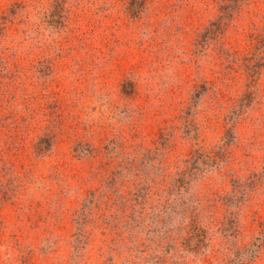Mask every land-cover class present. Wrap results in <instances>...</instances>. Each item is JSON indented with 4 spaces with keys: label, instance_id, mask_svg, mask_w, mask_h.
<instances>
[{
    "label": "rangeland",
    "instance_id": "rangeland-1",
    "mask_svg": "<svg viewBox=\"0 0 264 264\" xmlns=\"http://www.w3.org/2000/svg\"><path fill=\"white\" fill-rule=\"evenodd\" d=\"M0 264H264V0H0Z\"/></svg>",
    "mask_w": 264,
    "mask_h": 264
},
{
    "label": "trees",
    "instance_id": "trees-1",
    "mask_svg": "<svg viewBox=\"0 0 264 264\" xmlns=\"http://www.w3.org/2000/svg\"><path fill=\"white\" fill-rule=\"evenodd\" d=\"M248 65H250V67H252V69H250V73H249V75H251V77H254V75L255 74H257L258 72H259V70H260V68L263 66V64L262 63H260V62H257L256 64H249V63H247L246 64V66H248ZM198 154V152L196 151V153L193 155V156H195V155H197ZM197 157H198V155H197ZM200 157V156H199ZM198 157V158H199ZM197 162H198V160L197 159H193L191 162H190V164H191V166H190V168H189V170L188 171H185V172H183V173H181V178H179V183H180V185H179V187H181V186H183L184 185V183H185V181H184V177L187 175V172H192V171H194L193 169H195V170H198V166H197ZM195 172V171H194ZM186 180V179H185Z\"/></svg>",
    "mask_w": 264,
    "mask_h": 264
}]
</instances>
